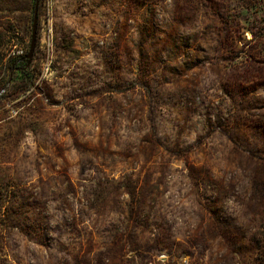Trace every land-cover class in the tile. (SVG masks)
I'll use <instances>...</instances> for the list:
<instances>
[{"label": "rangeland", "instance_id": "rangeland-1", "mask_svg": "<svg viewBox=\"0 0 264 264\" xmlns=\"http://www.w3.org/2000/svg\"><path fill=\"white\" fill-rule=\"evenodd\" d=\"M34 2L0 0V264H264V0H38L27 66Z\"/></svg>", "mask_w": 264, "mask_h": 264}, {"label": "water", "instance_id": "water-1", "mask_svg": "<svg viewBox=\"0 0 264 264\" xmlns=\"http://www.w3.org/2000/svg\"><path fill=\"white\" fill-rule=\"evenodd\" d=\"M37 1L35 0L34 2V7H33V19H32V28H31V38H30V46H29V51L26 56L27 59V66L30 64L34 48L36 45V27H37Z\"/></svg>", "mask_w": 264, "mask_h": 264}, {"label": "built area", "instance_id": "built-area-1", "mask_svg": "<svg viewBox=\"0 0 264 264\" xmlns=\"http://www.w3.org/2000/svg\"><path fill=\"white\" fill-rule=\"evenodd\" d=\"M154 264H197L194 259L188 256L182 257H169L165 255H160L155 258Z\"/></svg>", "mask_w": 264, "mask_h": 264}, {"label": "trees", "instance_id": "trees-1", "mask_svg": "<svg viewBox=\"0 0 264 264\" xmlns=\"http://www.w3.org/2000/svg\"><path fill=\"white\" fill-rule=\"evenodd\" d=\"M14 61H12L11 63H8V64H11V65H14V63H13ZM26 71H28L27 69H23V73H25ZM26 76V75H25ZM30 81L29 82H31L30 84L32 85L33 84V81H31V79H29Z\"/></svg>", "mask_w": 264, "mask_h": 264}]
</instances>
